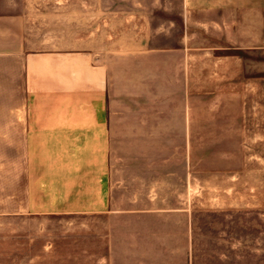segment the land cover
Wrapping results in <instances>:
<instances>
[{
  "label": "rangeland",
  "instance_id": "rangeland-1",
  "mask_svg": "<svg viewBox=\"0 0 264 264\" xmlns=\"http://www.w3.org/2000/svg\"><path fill=\"white\" fill-rule=\"evenodd\" d=\"M196 1L190 17V0H0V114L23 100L25 53L89 51L112 70L118 212L0 219V264H264V42L238 43L242 19ZM137 206L165 229L131 259Z\"/></svg>",
  "mask_w": 264,
  "mask_h": 264
},
{
  "label": "crops",
  "instance_id": "crops-1",
  "mask_svg": "<svg viewBox=\"0 0 264 264\" xmlns=\"http://www.w3.org/2000/svg\"><path fill=\"white\" fill-rule=\"evenodd\" d=\"M214 3L205 0L204 9L233 12L242 19L235 26L238 43L260 47L262 0ZM201 8L190 0V17ZM22 59L23 100L14 106L15 113L0 114V219L115 220L111 171L117 116L112 70L93 52L81 50L25 53ZM123 217L131 252L127 258L142 256L146 228L149 245L157 250V240L164 237V215L159 220L158 213L137 206Z\"/></svg>",
  "mask_w": 264,
  "mask_h": 264
}]
</instances>
